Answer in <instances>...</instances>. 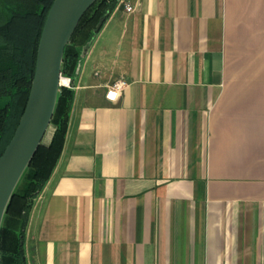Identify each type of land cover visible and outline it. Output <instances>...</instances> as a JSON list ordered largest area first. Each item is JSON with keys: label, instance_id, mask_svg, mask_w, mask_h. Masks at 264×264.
Returning a JSON list of instances; mask_svg holds the SVG:
<instances>
[{"label": "crops", "instance_id": "crops-1", "mask_svg": "<svg viewBox=\"0 0 264 264\" xmlns=\"http://www.w3.org/2000/svg\"><path fill=\"white\" fill-rule=\"evenodd\" d=\"M74 84L27 264H264V0H120Z\"/></svg>", "mask_w": 264, "mask_h": 264}, {"label": "trees", "instance_id": "trees-1", "mask_svg": "<svg viewBox=\"0 0 264 264\" xmlns=\"http://www.w3.org/2000/svg\"><path fill=\"white\" fill-rule=\"evenodd\" d=\"M54 1L0 0V157L13 138L25 110L41 35ZM118 2L97 0L84 14L65 48L64 77L75 79L82 49L94 41L101 19H108ZM74 95L73 88L60 89L45 144L38 148L11 199L1 229L3 264H27L25 231L35 201L53 174L63 151ZM15 221L18 228L11 226Z\"/></svg>", "mask_w": 264, "mask_h": 264}, {"label": "water", "instance_id": "water-1", "mask_svg": "<svg viewBox=\"0 0 264 264\" xmlns=\"http://www.w3.org/2000/svg\"><path fill=\"white\" fill-rule=\"evenodd\" d=\"M97 0H55L48 14L37 53L35 74L29 98L13 138L0 157V264H3L1 251V229L11 199L30 166L38 148L44 145L52 127L58 95L62 88L61 80L66 46L78 27L84 14ZM120 1V0H119ZM107 17L98 24L97 35ZM92 42L81 53L83 59ZM80 71V63L77 75ZM71 79L72 88L75 86Z\"/></svg>", "mask_w": 264, "mask_h": 264}, {"label": "built area", "instance_id": "built-area-1", "mask_svg": "<svg viewBox=\"0 0 264 264\" xmlns=\"http://www.w3.org/2000/svg\"><path fill=\"white\" fill-rule=\"evenodd\" d=\"M125 9L128 11V12H131L133 11V6L130 5V4H125ZM66 79L67 82L65 84H62V87H67V88H72L71 86V79L69 77H62V79ZM62 81V80H61ZM127 83L123 80H118V81H115L111 87H110V93L112 94H118L120 93L123 89H125L127 87Z\"/></svg>", "mask_w": 264, "mask_h": 264}, {"label": "bare ground", "instance_id": "bare-ground-1", "mask_svg": "<svg viewBox=\"0 0 264 264\" xmlns=\"http://www.w3.org/2000/svg\"><path fill=\"white\" fill-rule=\"evenodd\" d=\"M61 82H62V84H65L67 82V80L63 78Z\"/></svg>", "mask_w": 264, "mask_h": 264}]
</instances>
